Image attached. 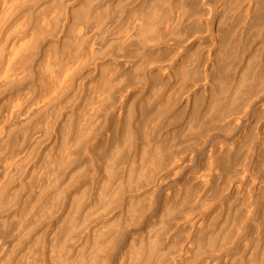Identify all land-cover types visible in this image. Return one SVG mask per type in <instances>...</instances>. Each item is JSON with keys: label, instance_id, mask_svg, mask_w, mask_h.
<instances>
[{"label": "bare ground", "instance_id": "obj_1", "mask_svg": "<svg viewBox=\"0 0 264 264\" xmlns=\"http://www.w3.org/2000/svg\"><path fill=\"white\" fill-rule=\"evenodd\" d=\"M181 1L0 0V264H62L92 237L108 264L114 234L80 229L93 196L156 207L159 264H264V0ZM154 109L182 137L139 127Z\"/></svg>", "mask_w": 264, "mask_h": 264}, {"label": "rangeland", "instance_id": "obj_2", "mask_svg": "<svg viewBox=\"0 0 264 264\" xmlns=\"http://www.w3.org/2000/svg\"><path fill=\"white\" fill-rule=\"evenodd\" d=\"M170 2H171V4L172 5H180L181 3H182V1L181 0H170ZM178 3V4H177ZM121 6V5H120ZM122 6H124L123 4H122ZM121 6V7H122ZM147 6H149V4L147 5ZM41 7V6H40ZM112 7H114V4L112 5V6H110V7H102L103 9H106V10H110L111 11V8ZM129 8V7H128ZM145 8V7H144ZM147 8V7H146ZM131 10H134V9H132L131 8ZM137 11H139V9L138 10H136V12ZM139 12H144V11H139ZM130 13H132V11H130ZM233 48V47H232ZM233 49H235V48H233ZM233 49H229V48H227V50H224V51H226L225 53L226 54H222L221 55V51L219 50H217L216 52H217V54L218 53H220V55L221 56H224L225 57V60H227L226 59V57L230 60V59H232V58H234L235 59V56H237V59H239V56L241 55V53H240V51L238 52L237 51V49H235V50H233ZM228 50H230V53H231V51L233 52L232 54H235L234 53V51H236V54L235 55H231V54H228L227 52H228ZM222 53H224L223 51H222ZM240 53V54H239ZM157 54V53H156ZM165 54L166 53H164L163 55L165 56ZM193 54H194V52H193ZM214 54H215V51L213 52V58H214V60H215V58H216V61L217 60H221V58H222V60L220 61V62H217V63H222V64H227V65H231L232 63V65H235L236 63H238L239 61L237 60L236 61V59H235V61L232 59V61L233 62H229V63H227V61H225L224 60V58L223 57H221L220 55V57L216 54L215 55V57H214ZM239 54V55H238ZM162 55V54H161ZM161 55H159V54H157V56H155V58H156V60H161V58H162V60H166V57H164L163 55L161 56ZM167 55V54H166ZM232 56V58H231V56ZM254 55V52H249V54H248V52H245V57H246V59L245 60H248L249 62H251L250 60H252V57H254L253 56ZM160 56H161V58H160ZM154 57V56H153ZM157 57H159L158 59H157ZM168 58H169V56H167ZM230 57V58H229ZM155 58H153L154 60H155ZM254 59V58H253ZM248 61H246L247 63H249ZM226 62V63H225ZM179 110H180V112H179ZM156 111V112H155ZM157 109H154L153 111H149V113H151L152 112V116H151V114H150V116H149V114H146L145 116H143L142 117V115H141V117H140V115L138 114V120H139V124L141 125H139L138 124V126L139 127H142V124H143V122H141V119H144V120H146V119H148V118H150V117H154V118H158V117H161V118H159V119H161L160 121V125L162 126L161 127V132L162 133H164V132H167V131H169L170 132V130L171 129H173L174 130V132H173V130H171V132L170 133H166L167 135H166V137H167V139H169L170 141L172 140L173 141V139L175 138V139H178V138H180V137H182L181 135L183 134V132L181 131L180 132V129H178V128H180L179 127V125H178V123L176 124V122H174V121H176L177 120V118H174L173 119V115L172 116H165V118L163 119V116L164 115H160V113H162V112H159L158 111V113H157ZM182 112V109L181 108H179V109H177L176 110V113L178 114V116L180 115L181 117H182V114H180ZM154 113H156V114H154ZM175 113V114H176ZM158 114H159V116H158ZM174 114V117L177 115H175ZM154 115H157V116H154ZM178 116H176V117H178ZM146 117V118H145ZM167 117V118H166ZM170 117V118H169ZM172 117V118H171ZM179 118L178 117V121L177 122H180V121H182V123H183V121L185 122V119L187 118V117H184V118ZM170 120H169V119ZM166 119H168V121H170V122H167V120ZM143 120V121H144ZM174 120V121H173ZM163 121L164 122H166V123H163ZM173 121V122H172ZM173 123V126H172V123ZM181 123V122H180ZM169 124L171 125L168 129H164V128H166V127H168L169 126ZM175 124V125H174ZM166 125H168V126H165ZM176 127V128H175ZM164 130H163V129ZM176 129H178L179 131H177ZM179 132L178 134H177V132ZM174 133H176L175 135H174ZM165 134V133H164ZM180 134V135H179ZM177 135L179 136V137H177ZM177 138H176V137ZM174 139V140H175ZM168 140V141H169ZM175 141H177V140H175ZM190 143V142H192V141H187L186 143ZM185 143V144H186ZM188 143V144H189ZM187 144V145H188ZM96 150V153H98V154H102L103 155V153H102V148H100V147H98V148H96L95 149ZM99 155V156H100ZM101 155V157H104V155L102 156ZM81 184H84V185H82L83 187H89L90 185H88L87 183H85V181H83V182H81ZM63 186H65V187H68L69 186V178H67L65 181H64V183H63ZM70 188H72V187H70ZM73 192V190L71 189L70 190V192ZM74 193V192H73ZM73 193H72V195H73ZM76 193V192H75ZM74 193V194H75ZM141 193V192H140ZM139 193V194H140ZM141 198H142V196H140L139 198H138V200L135 202V204H134V206L133 207H130L129 205H128V202H126V201H124L123 203H122V205H120L121 203H119V201H118V203H117V201L115 202L114 200H113V202L114 203H116V204H111L106 210H104V211H102V210H98V209H95V207H96V204L95 203H97V202H95L96 201V196H93V199L91 200V201H93L92 203H91V201H90V203H88L87 204V206H86V209L85 210H83L82 212H81V216L82 217H84L85 215H87V217L85 218V220L83 221V224H82V226L84 227H82V228H80L81 229V232H82V230H88V231H90V232H92V231H94V230H105L106 232H110L111 231V237H112V235L114 236V237H112V241H111V244L109 245V248H108V250H105V251H108V255L110 256V259H108L109 261H107V259H106V262L108 263H110V264H114V262H111V261H113V258H112V256L114 255V253L115 252H117V249L119 248V249H121V248H124L125 250L127 249V250H131V251H133L134 249H138L139 250V252H140V254H142V251H143V248H142V246L141 245H136V243L135 244H128L129 243V241L126 243L127 245H124V246H121V241L122 240H124L125 238L124 237H126L129 233H131V235L128 237V240H130V241H132V237L131 236H135V235H141V236H143V237H145L146 235H147V233H148V230L149 229H152V222L151 223H149L148 224V221L150 222V220H151V218H152V216H154L153 215V213H156V207H152V208H150V209H148L147 211L145 210V212H144V214H140L139 216H137L136 218H133V219H130L128 216H127V214H128V210H130V208H132V210H134V211H136V212H139L140 210V207H138L139 205H140V202H141ZM95 199V200H94ZM116 199H119V198H115V200ZM157 198L155 197V199L154 200H156ZM68 203V201H66V206H64V208L61 210V213H62V215H61V218H62V220H65V219H68L67 217H70V215L69 214H71V209H70V206H69V204H67ZM138 203V204H137ZM90 204V205H89ZM138 207V208H137ZM135 214H139V213H135ZM153 219V218H152ZM152 221V220H151ZM79 229V230H80ZM136 229H142V231H140L139 233H137L136 232ZM121 230H122V232H121ZM121 233H120V232ZM128 232V233H127ZM42 234H43V227L41 226V227H38L37 228V230H35V232H34V234H33V238H39V237H41L42 236ZM83 234V233H82ZM126 234V235H125ZM182 235V234H181ZM78 236V235H77ZM180 236V235H179ZM178 236V237H179ZM78 238H80V236H78ZM130 238V239H129ZM75 240V239H74ZM74 240H73V244L74 245H76V248L73 250V252H72V249H71V251L68 253V254H70V255H68L69 256V258H71V256L72 255H74V254H76V253H78L79 252V250H80V248L81 247H83L84 246V244L85 243H94V238L92 237V238H89L88 240H86V241H84V240H81V239H79V240H77L76 239V242H74ZM72 244V245H73ZM71 244H70V246H72ZM105 249V248H104ZM118 249V250H119ZM110 251H112V252H110ZM114 251V252H113ZM66 252V251H65ZM109 252H110V254L112 255H110L109 254ZM66 255V254H65ZM64 255V256H65ZM188 262V261H187ZM108 263V264H109ZM186 264H188V263H186Z\"/></svg>", "mask_w": 264, "mask_h": 264}, {"label": "clouds", "instance_id": "obj_3", "mask_svg": "<svg viewBox=\"0 0 264 264\" xmlns=\"http://www.w3.org/2000/svg\"><path fill=\"white\" fill-rule=\"evenodd\" d=\"M146 179H151V177H146ZM155 215V213H153ZM142 229H136L139 233ZM131 235L129 233L124 240H122L121 246L126 245L128 242V237ZM136 245H141L140 237L137 236ZM143 248L142 254L133 255L132 264H159L155 250L150 243V237L145 236L143 238ZM96 245L91 243H85L83 247L80 248L79 252L72 255L71 258L66 254L63 257L62 264H104V257L97 256ZM55 256V253H54Z\"/></svg>", "mask_w": 264, "mask_h": 264}]
</instances>
